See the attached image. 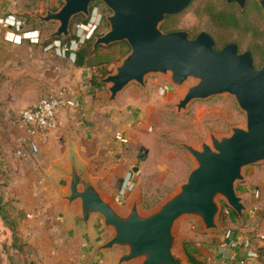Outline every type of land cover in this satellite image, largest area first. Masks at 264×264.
<instances>
[{
    "label": "water",
    "instance_id": "95a60500",
    "mask_svg": "<svg viewBox=\"0 0 264 264\" xmlns=\"http://www.w3.org/2000/svg\"><path fill=\"white\" fill-rule=\"evenodd\" d=\"M94 1L64 0L57 10L36 16L58 24L50 38H68L73 19L80 14L90 18ZM99 1L112 14L107 17L110 29L95 39L93 48L123 41L131 48L115 70L101 78L109 102L132 82L145 85L149 74L162 73L177 85L194 77L198 82L176 103L178 111L193 100L230 93L246 113V127L234 126L230 135L212 134L201 147L181 143L196 166L178 190L151 211L142 210L139 190L125 209L108 199L74 149L69 152V167L59 168L67 185L55 188L72 214L76 232L88 236L96 228L99 241L92 248V260L104 255L106 264H191L179 249L182 238L175 231L179 219L196 216L203 231L212 232L220 230L224 206L241 219L249 209L236 184L245 181V167L264 162V60L256 67L252 52H240L235 42L217 48L206 31L191 38L185 30L161 29L167 16L183 12L194 0ZM226 1L244 9L248 0ZM258 2L264 13V0Z\"/></svg>",
    "mask_w": 264,
    "mask_h": 264
},
{
    "label": "rangeland",
    "instance_id": "374dc122",
    "mask_svg": "<svg viewBox=\"0 0 264 264\" xmlns=\"http://www.w3.org/2000/svg\"><path fill=\"white\" fill-rule=\"evenodd\" d=\"M63 1H22L21 10L16 13L25 21L27 27L39 30L40 40L42 38L45 40L56 29L57 23H46L36 14H45L47 10H53V7L59 8ZM93 3L88 25L78 24L79 20L86 17L82 14L77 15L80 16L79 19L76 16V19L72 21L71 32L78 37L68 45V57L70 61H74L75 51L83 47L88 55L87 66L94 69V74L99 75L102 71H114L116 65L130 52L131 48L126 41H123L107 47L98 46L100 48L96 52L93 51L95 39L110 29L107 17L112 14V10L104 2L97 0ZM208 5L215 6L219 10L232 11L242 19L235 26L218 25L206 14L205 9ZM170 16L175 17L168 21L169 23L165 20L161 24L163 31L185 30L191 38L196 37L201 31H206L214 38L217 48L223 47L227 42H235L240 52L250 50L255 66H261L264 60V13L258 0H248L244 9L237 3H228L226 0H194L183 12ZM164 24L167 25L164 27ZM89 37L93 39L87 42ZM52 43L60 44L61 47L65 46L61 40H55ZM197 82L198 79L190 77L183 85H177L171 83L169 77L162 73L149 74L145 85L132 82L119 94L124 101L120 110L127 109L134 117L131 135L130 137L127 135L130 143L126 147L135 151L138 166L135 182L137 190L141 192V205L145 212L157 208L171 197L196 166L194 158L181 143L201 147L203 142L211 141L212 134L230 135L234 126L246 127V113L240 108L235 96L230 93L193 100L186 109L178 111L176 103L185 95L188 87ZM165 86H167L166 90H162ZM103 101L105 106L115 110V103H109L108 97H105ZM108 117L105 116L106 119ZM106 123L113 127V131L115 130V123L111 118L107 119ZM29 158L30 161H37L35 155H30ZM23 162L15 156L6 158L0 151L1 189L4 197L8 198L10 215L19 217L17 238L25 242L29 234L26 226L30 219L27 209L37 201L36 197L27 193V189L23 190L25 185H30L26 182L33 184L32 177H35L36 168H28L34 169L29 170V179L23 177L24 172L28 171ZM245 175L246 180L238 181L236 184L238 193L243 194L245 190L250 189L253 195L255 188L259 187L263 190L260 200L264 199V162L245 167ZM248 204L251 206L248 209V216L253 217L264 212V207L261 209L256 203L253 205L251 200H248ZM255 207L257 210L253 212ZM228 215L232 216V220ZM228 215L224 216L222 211L219 216L220 230L212 232H204L201 221L196 216L187 215L179 219L175 226L178 238H182L179 249L185 250V241L199 250H205L212 238H217L216 244L222 248L228 238L231 240L249 238L260 255L261 243L256 234L264 229L258 228V217H253L254 223L250 224L252 222L250 216L248 220H241L242 223L232 214ZM13 238V231L0 215V250L5 244V249L8 251V264H23L24 259L20 260V257L11 255L14 253L7 249L6 241H13ZM22 242L20 243L22 247L28 246L27 243ZM28 251L33 258V260L30 258V261L35 260L38 264L33 247ZM10 256L13 259H10Z\"/></svg>",
    "mask_w": 264,
    "mask_h": 264
},
{
    "label": "crops",
    "instance_id": "0c3cea01",
    "mask_svg": "<svg viewBox=\"0 0 264 264\" xmlns=\"http://www.w3.org/2000/svg\"><path fill=\"white\" fill-rule=\"evenodd\" d=\"M22 1L29 0H1L0 16L10 13L18 16L16 12L21 10ZM25 26L31 32L26 37H37L34 29ZM11 31L0 26V151L6 158L15 156L24 161L28 171L24 172L23 177L29 179L30 171L34 170L28 168L38 170L34 171L33 184L26 182L30 185L23 188L32 197H36L37 202L27 209L30 217L26 226L29 230L28 238H25V242L19 238V242L28 244L24 246V252L29 260L33 258L28 249L33 247L38 264H106L104 255L92 260V248L99 241L96 228H92L88 236L74 230L72 214L67 210L65 201L59 197L55 185H67L68 178L59 168L69 167V152L74 149L104 195L125 209L137 188L128 191L122 198L117 196L118 190L126 174L138 166L135 151L127 149L129 144L120 143L115 134L121 130L130 137L134 117L127 109L120 110L124 103L123 97L118 96L112 101L117 106H114L115 110L105 106L103 99L109 98L106 85L92 84L94 69L87 65L77 66L74 61H70L67 51L60 44L47 42V38L39 41L22 38L18 42L19 35H14L16 41H13ZM62 90L68 97L79 101L80 105L60 109L57 128L36 136L39 151L30 155H35L37 161H30V155L26 158L16 156L21 140L27 137L21 122V111L35 106L41 98ZM105 116L114 121V131L113 127L107 125ZM254 191L253 195L250 189L239 194L243 196L248 208V200H251L253 205L256 203L262 209L264 199L260 198L263 190L256 187ZM5 201L10 212L6 196ZM232 211L230 214L237 221L243 220ZM74 212H79L77 205L74 206ZM260 214L253 217H258V228L264 229V212ZM249 216L246 211L244 220H248ZM253 217L250 224L254 223ZM14 218L19 222V217ZM229 240L226 239L222 248L217 246V238H212L205 250L195 247L193 255L206 264H244L242 260L246 256V248L241 243L233 247ZM12 242L6 241L7 249L11 253L18 252L11 246ZM187 246L194 247L190 242ZM7 252L4 244L0 250L4 264H8ZM259 264H264L262 249Z\"/></svg>",
    "mask_w": 264,
    "mask_h": 264
},
{
    "label": "built area",
    "instance_id": "2783aa9c",
    "mask_svg": "<svg viewBox=\"0 0 264 264\" xmlns=\"http://www.w3.org/2000/svg\"><path fill=\"white\" fill-rule=\"evenodd\" d=\"M1 8L2 2L0 0V9ZM0 26L12 30L11 33L13 34V41H16L14 35L20 36L18 42L21 41L22 38H29L32 41H39L40 39V32L36 29H34L33 32L37 33V37H26L31 32L26 29L25 21L13 13L0 16ZM63 48L64 50L69 51L68 44H65ZM166 88L167 86H165V88H163L162 90H166ZM79 105V101L74 98L68 97L67 93L62 90L48 97L41 98L33 107L24 108L21 111V122L26 129L27 137L21 140L20 146L15 152L16 156L26 158L30 154L37 153L39 151V146L36 144V136L39 133L54 130L57 128L58 113L60 109L65 107L75 108ZM115 136L118 141L124 145H128L130 143V139L128 138V136L121 130L116 131ZM135 188V172L129 171L124 177L122 185L118 190L117 196L122 198L126 196V193L128 191H131ZM256 210L257 207L254 208L253 212H255ZM225 212L227 214H230V210L228 207H225ZM256 236L261 243V249L264 250V230L257 233ZM229 242L233 247L238 246V244L241 243V245L246 248V256L242 260V263L259 264L260 255L258 250L253 247L251 239L243 238L241 242H239L238 240H229Z\"/></svg>",
    "mask_w": 264,
    "mask_h": 264
},
{
    "label": "trees",
    "instance_id": "16d2710c",
    "mask_svg": "<svg viewBox=\"0 0 264 264\" xmlns=\"http://www.w3.org/2000/svg\"><path fill=\"white\" fill-rule=\"evenodd\" d=\"M94 7V3L92 4V9ZM53 10H57L58 7H53L52 8ZM205 12L207 15H209V17L211 18L212 22L218 24V25H227V26H235L237 25V23H239L241 21V16H237L234 12L230 11V12H227L225 10H219L217 7L215 6H211V5H208V7L205 9ZM80 16H77L76 18H78ZM175 16H167L166 18V22L169 23L168 21H171L172 19H174ZM75 18V19H76ZM79 19V18H78ZM90 21V18H83L82 20H79L78 21V24H82V25H87ZM167 25V24H166ZM164 24V27L166 26ZM94 35V34H93ZM211 35V34H210ZM212 36V35H211ZM77 35L75 33H73L70 37L68 38H64V37H60V38H47V42H52V41H55V40H61L63 43L65 44H68L70 45L72 40L73 39H77ZM93 37V36H91ZM89 37L87 42H89L91 38ZM84 42V41H83ZM82 42V43H83ZM228 43H231V42H227L226 44ZM225 44V45H226ZM101 47V46H100ZM100 47H97L95 48L93 51L96 52L97 49H99ZM69 51H67V54H68ZM87 61H88V55L85 53V51L83 50V47L80 48V49H77L75 51V59H74V62L77 66H83V65H87ZM93 64V63H92ZM91 64V65H92ZM108 73H110L109 71H102L100 72L99 75H96V74H93V76L91 77V83L96 85V86H101L103 85V83L101 82V78L106 76ZM2 185L0 184V215L1 217L3 218L4 222L6 223L7 226H9L11 228V230L13 231V235H14V238H13V242H12V247L17 249L18 252H15L14 254H11V255H14L16 257H20V260L21 259H24L23 260V264H34V262H31L28 257H26V253L24 252V247H22V245L20 244L19 242V238H17V231H18V222L17 220L12 217L9 213V210H8V204L7 202L5 201V197H4V193H3V190L1 189ZM230 211H232L231 209H229ZM234 214H236L234 211H232ZM223 214L224 216L228 215L226 212H225V208L223 210ZM187 241H186V245L184 246L185 248V251L188 255V258L190 260V262L192 264H206L200 260H198L194 255H193V251H195V247H188L187 246ZM24 255V257L22 256ZM10 259H13L12 256H10ZM11 261V260H10ZM19 261V260H18ZM0 264H4L3 263V258L1 257L0 255Z\"/></svg>",
    "mask_w": 264,
    "mask_h": 264
}]
</instances>
